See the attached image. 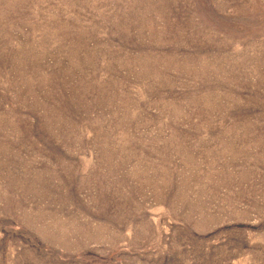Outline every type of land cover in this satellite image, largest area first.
I'll return each mask as SVG.
<instances>
[{"label":"rangeland","instance_id":"1","mask_svg":"<svg viewBox=\"0 0 264 264\" xmlns=\"http://www.w3.org/2000/svg\"><path fill=\"white\" fill-rule=\"evenodd\" d=\"M0 264H264V0H0Z\"/></svg>","mask_w":264,"mask_h":264}]
</instances>
